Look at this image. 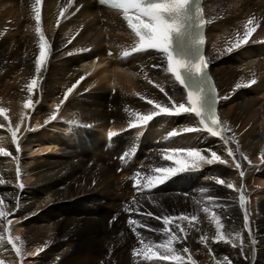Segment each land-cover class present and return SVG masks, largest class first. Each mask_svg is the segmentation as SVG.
<instances>
[{
    "label": "bare ground",
    "instance_id": "bare-ground-1",
    "mask_svg": "<svg viewBox=\"0 0 264 264\" xmlns=\"http://www.w3.org/2000/svg\"><path fill=\"white\" fill-rule=\"evenodd\" d=\"M34 4L35 0H0V109H4L0 149L8 153L0 158V208L6 214L0 217V264H56L52 260L56 251L62 259L58 264H98L104 256L117 264H136L133 249L140 244L125 211L134 197L143 205L141 212L174 218L189 215L188 220L174 221L186 234L183 244L176 245L185 264H264V193L259 196L264 190V0H204L203 4L209 71L219 95L228 97L219 101V116L230 129L225 135L235 136L229 147L242 165L243 177L217 138L182 132L186 126H196L192 115L160 116L147 127L128 128L133 113L152 109L147 100L170 106L169 96L186 102V93L170 74L152 67L161 59L157 53L119 58L132 48L135 38L118 13L98 7L95 0H44L41 29L50 54L32 94V106L25 108L26 86L36 76L34 61L39 52ZM249 19L255 31L237 48ZM78 80L57 110L64 93ZM53 113L55 120L50 119ZM72 119L87 127L72 126ZM108 128L117 133L110 146L105 138ZM177 129L180 134L169 138L168 133ZM12 131L17 133L15 142ZM189 147H212L228 165L204 164L197 171L205 174H178L143 196L136 191V180L143 181L144 174H152L155 167H176V160L187 159L176 155L166 161L161 150ZM49 150L56 154L31 162L26 159ZM202 154L210 157L208 152ZM137 171L142 175L134 180ZM226 178L235 189L243 186L244 209L238 191L216 183L222 179L226 185ZM209 196L219 199L209 202ZM259 197L262 200L255 205ZM205 204L221 217L226 237L240 233L243 254L238 247L215 241V224L202 211ZM245 211L250 231L244 227ZM193 214L196 221L190 220ZM10 216L17 222L14 229L6 222ZM132 216L140 218L135 212ZM148 224L163 228L155 219ZM138 231L145 240L166 239L162 233ZM9 238L21 248L19 256ZM183 247L189 252H183ZM30 257L34 262L28 261Z\"/></svg>",
    "mask_w": 264,
    "mask_h": 264
},
{
    "label": "snow or ice",
    "instance_id": "snow-or-ice-1",
    "mask_svg": "<svg viewBox=\"0 0 264 264\" xmlns=\"http://www.w3.org/2000/svg\"><path fill=\"white\" fill-rule=\"evenodd\" d=\"M101 5H108L112 10L117 11L122 19L126 22L128 29L135 37V44L130 51H125L123 53L124 58H128L134 54L143 53L147 51H154L160 57V61L157 64L152 65L153 68H158L163 70L165 73L170 74L173 81L183 88L186 93V102H177L172 96L168 99L171 102L170 106H166L158 101L149 99L147 103L152 105V109L146 114H141L139 112L133 113L134 119L128 122V128H138L147 127L150 122L155 118L160 116H181L184 114L192 115L196 118V126H186L182 129L183 133H206L211 138H217L222 142L224 150L227 155L233 157L235 163V168L240 170V176L243 177L245 172L242 169V165L239 160L236 159L233 149L229 147L230 139L234 140L235 136L228 138L225 133L230 131L227 126V122L222 121L218 115V105L221 99H228V97H221L216 89L214 82L210 74L208 73V62L203 55V49L206 43V37L204 33V28L206 25V18L203 15V5L202 0H97ZM41 0H35V4L32 7L34 12V20L36 22V33L39 38V52L35 58V72L34 76L26 86V90L29 93L27 102L24 104L25 108H30L33 103L32 94L34 90L37 89L40 83V74L42 72L43 66L45 65L46 59L49 56L50 45L45 38L44 32L41 29ZM64 15V11L61 12V16ZM60 21L57 20V24ZM253 25V20L249 19L245 25V32L241 39L237 40L236 47H240L241 42L247 43L248 38L255 31ZM229 52L232 48L228 49ZM111 55V53H109ZM84 77H81L83 80ZM151 83V81H149ZM80 83L78 80L76 84H73L64 93V98L56 105V109L59 110L61 104L67 100L69 94ZM255 83V81H252ZM241 85L237 84L236 87L239 88ZM157 87H159L157 85ZM160 91L164 92V88L160 87ZM165 95L168 94L165 92ZM143 99V97H141ZM4 109H0V113H3ZM7 119V117H5ZM51 120L57 119L56 114L53 113L50 117ZM47 122V121H46ZM72 126L75 127H87L86 125H81L78 119H72L69 121ZM17 129L19 125L16 126ZM181 130H173L168 133V137H175L179 135ZM16 131H12V137L15 142ZM117 136L116 132H110L109 138H114ZM17 151L19 147L17 146ZM163 153V159L166 161H171L176 155H183L187 157L185 161L176 160V167H155L152 169V174H144L143 181L136 180L133 187L142 196L145 194L146 190H152L160 185L165 184L168 180L177 176L178 174H186L192 171H197L203 167L204 164L213 165L216 163L226 164L227 161L222 159L218 155L217 150H213L212 147L205 149L197 147H189L186 150H161ZM237 151L239 147L237 146ZM4 155H8L3 149H0ZM202 152L210 153V157L203 155ZM243 156V153H241ZM127 157L125 152L120 158L123 160ZM247 159L246 156L243 157ZM142 174L140 171L136 172V177H140ZM17 178H20V170L17 168ZM0 183H3L0 180ZM217 184L224 185L228 189L239 192V205L244 209L246 204V196L243 189H235L234 185L228 183L225 185L224 180L218 179ZM22 188L23 185L20 184ZM207 192L208 189H203ZM214 199L212 196L208 197L209 202ZM0 204L3 201L0 200ZM143 205L140 201L136 200L135 197L133 201L130 202V206L125 209L129 212V219L127 221L129 227L132 229L133 233L136 235L140 247L133 249L134 257H141L146 264H163L164 261H174L175 264H185L184 258L179 254L176 248L177 244H183L186 234L184 229L180 227L179 223H175L176 219L180 221L188 220L189 215L187 213H182L178 218H174L172 215H155L151 211L141 212ZM202 211L209 214L211 221L216 227V242L229 243L233 247L240 248L243 254L244 245L243 238L240 233H236L235 238L229 236L226 237L221 231L224 225L221 223V217L216 215L214 211L211 210L209 205L205 204ZM138 213L140 218H133L132 213ZM0 217H6L5 212L0 208ZM149 219H155L161 221L163 228H152L148 224ZM191 221H196L197 216L191 215ZM11 220L8 219L7 223L11 224ZM194 226V225H193ZM244 227L249 229V215L245 211L244 214ZM147 229L156 233H162L166 239L157 242L153 240H145L141 232L138 229ZM19 239V238H17ZM206 238L201 237V242ZM236 241H239L237 243ZM9 244L15 249L16 254L19 256L21 253V248L18 247L11 238L8 240ZM183 252H189L187 247H183ZM191 260V256L188 257ZM195 264V261H192Z\"/></svg>",
    "mask_w": 264,
    "mask_h": 264
},
{
    "label": "rangeland",
    "instance_id": "rangeland-1",
    "mask_svg": "<svg viewBox=\"0 0 264 264\" xmlns=\"http://www.w3.org/2000/svg\"><path fill=\"white\" fill-rule=\"evenodd\" d=\"M114 89V88H113ZM115 94V92L113 91V95ZM7 142V141H6ZM37 148L35 147L34 148V150H36ZM173 150V149H172ZM174 150H177V151H179L178 149H174ZM25 153V152H24ZM54 151L52 152L51 150H49V151H47V152H41V153H37V154H34V155H27L26 156V159L28 160V161H32V160H37V159H44V158H48V157H50V156H52V154L54 155ZM56 154V153H55ZM179 155V154H178ZM32 156H33V158L34 159H31L32 158ZM182 158H185V156L183 157V155H180ZM0 158H2V159H4L5 158V155L4 154H1L0 153ZM29 158V159H28ZM20 159H22V158H20ZM101 159H104V158H101ZM25 163V162H24ZM226 165H228V163H226ZM199 173V174H205L206 172L204 171V172H202V171H193V173L194 174H196V173ZM190 173H192V172H190ZM23 175V174H22ZM203 178H205V177H203ZM226 180H227V178H226ZM228 181V180H227ZM32 183V182H31ZM31 183H27L28 185L29 184H31ZM228 183H230L229 181H228ZM236 185V184H235ZM25 186V185H24ZM257 187V186H256ZM263 187V186H262ZM258 188V187H257ZM260 188V187H259ZM262 189H264V187L262 188ZM264 193V190H260L259 191V196L261 195V194H263ZM261 197V196H260ZM258 198L256 201H255V205L256 204H258V202L260 201V200H262L261 198ZM264 197V196H263ZM12 218H14V216H10V218H8V219H12ZM7 222V221H6ZM115 222H116V220H115ZM17 222L16 221H13V222H11V224H9L10 225V228L11 229H14L16 226H15V224H16ZM44 226H50V223H44L43 224ZM46 229H48L47 231H49L50 229L48 228V227H46ZM64 243H68V239H65L64 240ZM9 248H10V246H9ZM64 249L63 250H65V247H63ZM5 250H7V251H9V249H5ZM37 256V258L38 257H40L41 256V254L39 255H36ZM8 257V258H7ZM6 258H7V260L5 261L6 263H8L10 260H11V258H10V256L9 255H7L6 256ZM5 258V259H6ZM109 258H112V257H109L108 256V258H107V256L105 257H103L102 259H99L98 261V264H117L116 263V260H114V261H111ZM24 259V258H23ZM136 259V264H142V263H144V261H143V259L141 258V257H138V258H135ZM52 260H54L55 261V263L56 264H58V263H61V257H60V252L59 251H56V253L55 252H53L52 253ZM137 260H138V262H137ZM28 261H32V262H34V260H33V258L32 257H30L29 259H28ZM35 261H36V259H35ZM96 262V261H95ZM163 264H166L165 262H163Z\"/></svg>",
    "mask_w": 264,
    "mask_h": 264
}]
</instances>
